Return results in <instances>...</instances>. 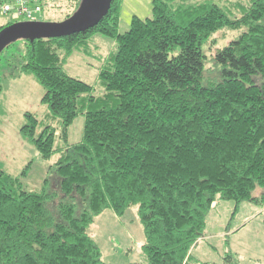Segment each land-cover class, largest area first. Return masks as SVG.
Returning <instances> with one entry per match:
<instances>
[{"label":"trees","instance_id":"trees-1","mask_svg":"<svg viewBox=\"0 0 264 264\" xmlns=\"http://www.w3.org/2000/svg\"><path fill=\"white\" fill-rule=\"evenodd\" d=\"M184 1L151 0V16H133L120 33L122 0H112L84 32L24 40L18 71L43 87L63 140L78 114L84 124L75 155L56 163L51 193L23 189L0 166V264H105L88 228L105 209L122 216L134 205L146 262L130 264H196L192 250L217 199L264 207V0L240 17L212 0ZM56 2L43 0V15ZM223 29L241 33L217 48V81L203 84L201 46ZM96 34L117 45L98 97L62 67L74 51L89 52ZM26 117L22 136L50 158L53 129L36 134L37 119Z\"/></svg>","mask_w":264,"mask_h":264},{"label":"rangeland","instance_id":"rangeland-1","mask_svg":"<svg viewBox=\"0 0 264 264\" xmlns=\"http://www.w3.org/2000/svg\"><path fill=\"white\" fill-rule=\"evenodd\" d=\"M5 1V0H3ZM198 0H186L193 3ZM222 7L229 17H240L251 0H212ZM75 0H57L56 5L45 8L42 20L62 21L71 12ZM139 18L151 16V0H123L118 31L126 32L133 15ZM14 22L9 15L0 13V26ZM241 30L223 29L214 33L202 44L203 84L215 81L219 65L214 61L217 48L236 39ZM26 41L18 40L0 55V166L20 180L21 186L30 191L51 193L57 188L55 168L61 157L75 155L73 146L82 138L84 114H78L67 129V141L61 136L60 120L50 115L47 105L41 102L43 87L35 78L18 71L19 63L26 53ZM117 48L110 37L96 34L92 38L89 52L74 51L64 62L65 72L91 86V95L101 96L105 92L99 72L111 63ZM217 81V80H216ZM27 113L38 121L36 134L44 126L54 131V154L40 157L33 145L25 139L20 127L27 122ZM57 182V181H56ZM261 191L256 187L252 195ZM241 202L235 208L232 200L217 199L206 216V226L192 250L196 264H226L230 255L236 264H264V209ZM263 208V207H262ZM89 235L99 247L105 264L144 263L146 256L141 245L145 236L140 222L137 205L130 206L122 216L112 209L97 215L88 228ZM211 236V237H210Z\"/></svg>","mask_w":264,"mask_h":264},{"label":"water","instance_id":"water-1","mask_svg":"<svg viewBox=\"0 0 264 264\" xmlns=\"http://www.w3.org/2000/svg\"><path fill=\"white\" fill-rule=\"evenodd\" d=\"M112 0H80L77 9L62 21H17L0 29V54L18 40L62 38L84 32L107 14Z\"/></svg>","mask_w":264,"mask_h":264},{"label":"built area","instance_id":"built-area-1","mask_svg":"<svg viewBox=\"0 0 264 264\" xmlns=\"http://www.w3.org/2000/svg\"><path fill=\"white\" fill-rule=\"evenodd\" d=\"M42 1L6 0L0 3V13L2 15H9L14 19V22L39 21L43 17Z\"/></svg>","mask_w":264,"mask_h":264},{"label":"crops","instance_id":"crops-1","mask_svg":"<svg viewBox=\"0 0 264 264\" xmlns=\"http://www.w3.org/2000/svg\"><path fill=\"white\" fill-rule=\"evenodd\" d=\"M122 2H123V0H122ZM121 5H122V3H121ZM120 16H121V8H120ZM120 16H119V20H120ZM133 16H137V15L134 14ZM133 16H132V17H133ZM132 17H131V18H132ZM131 18H130V20H131ZM118 26H119V21H118ZM260 193H261V191L259 192V194H260ZM259 194H257V195H259ZM257 195H255V196H257ZM249 204H250V205H254L253 203H249ZM254 206H255V205H254ZM259 209H260V208H259ZM261 209H264V207L261 208ZM210 237H211V236H210Z\"/></svg>","mask_w":264,"mask_h":264}]
</instances>
